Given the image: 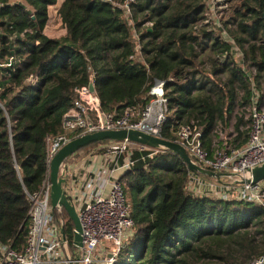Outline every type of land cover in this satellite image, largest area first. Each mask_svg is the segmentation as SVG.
Listing matches in <instances>:
<instances>
[{
  "label": "trees",
  "instance_id": "16d2710c",
  "mask_svg": "<svg viewBox=\"0 0 264 264\" xmlns=\"http://www.w3.org/2000/svg\"><path fill=\"white\" fill-rule=\"evenodd\" d=\"M112 1L0 0V60L13 59L0 69L2 245L25 251L28 195L50 179L48 140L91 77L102 109L116 114L144 108L164 81V139L176 142L181 124L196 125L212 154L217 129L236 117L232 143L249 140L247 109L264 106V0H222L221 11L220 0ZM53 8L65 27L55 37L46 33ZM110 142L80 150L102 154ZM153 151L134 144L121 176L134 233L114 264H264V208L194 194L182 158ZM55 214L72 240L74 222L64 209Z\"/></svg>",
  "mask_w": 264,
  "mask_h": 264
},
{
  "label": "built area",
  "instance_id": "2783aa9c",
  "mask_svg": "<svg viewBox=\"0 0 264 264\" xmlns=\"http://www.w3.org/2000/svg\"><path fill=\"white\" fill-rule=\"evenodd\" d=\"M12 63V58L8 62L0 60V69L8 68ZM164 85V81L156 80L144 108L128 107L119 114L104 111L97 92H92L89 85L77 88V99L64 114L61 131L48 140L49 163L78 133L81 136L100 130L126 128L162 137L169 116V99ZM248 110L246 117L250 119V131L247 144L239 147L231 141L223 147L218 145L212 154L205 147L201 128L186 124L179 126L176 142L185 147L191 159L210 170L227 173L232 179L231 183H225L224 178L221 181L208 180L191 172L188 190L197 195L247 201L264 208V181L237 182L249 179L251 169L264 163V106L255 101ZM134 144L129 140L106 144V151L100 154L105 156H100L102 160L96 155L80 168L77 164L69 165L68 159L62 164L61 176L66 177V187L63 184V188L75 206L83 228L82 247L75 245L76 229L71 240L63 219L58 221L55 210L62 212L63 209L53 208L51 181L47 178L39 192L28 195L31 209L25 251L0 244L3 256L0 264H114L129 232L134 229L121 182L123 172L134 164L131 159ZM152 149V154L159 151V148ZM111 151L116 154L108 158ZM262 262L263 259L257 264Z\"/></svg>",
  "mask_w": 264,
  "mask_h": 264
},
{
  "label": "water",
  "instance_id": "95a60500",
  "mask_svg": "<svg viewBox=\"0 0 264 264\" xmlns=\"http://www.w3.org/2000/svg\"><path fill=\"white\" fill-rule=\"evenodd\" d=\"M89 87L92 92L96 91L94 78L91 77ZM102 140L124 141L129 140L136 144H141L151 148H166L176 154H178L188 169L196 174H203L213 177L221 181L224 177H230L231 175L224 172H217L200 166L195 163L187 150L179 142L170 141L163 137L148 134L144 131L136 129H112V130H100L92 133L83 134L79 137L73 138L64 146H62L58 152L53 156L50 162V181H51V204L54 209L61 208L66 210L70 219L75 224V245L78 247L83 246V228L77 213L75 206L70 202L66 195V191L63 188V177H61L62 164L73 154L79 151L81 148L88 146L94 142ZM264 181V163L260 166H256L251 169V177L247 180H237L238 183H256ZM64 229L62 232L64 233Z\"/></svg>",
  "mask_w": 264,
  "mask_h": 264
},
{
  "label": "rangeland",
  "instance_id": "374dc122",
  "mask_svg": "<svg viewBox=\"0 0 264 264\" xmlns=\"http://www.w3.org/2000/svg\"><path fill=\"white\" fill-rule=\"evenodd\" d=\"M222 2L223 1L220 0L219 1V5H218L219 6L218 10H220V11L224 10L226 8V6L224 4H221ZM214 9H215V4L213 3V5L211 6V10L213 11ZM209 13H211V12H209ZM55 14H56V8H53L52 13H51L50 22H49V24H48V26L46 28V33L49 36H53V37L59 36V35H62V34L65 33V27L63 26L61 21H59L57 15H55ZM241 111L242 110L240 108H237L236 112H235V115H238L239 112H241ZM248 114H249V110L247 109V114L246 115H248ZM235 123H236V117L231 119L230 124L227 127H220V128L217 129V132H216V134H217V137H216L217 145L216 146L219 145V147H223L226 144H230V142L232 141V139L236 135V133H235ZM112 142H114V141L111 140L110 143H112ZM95 150H93L92 148L82 149V150H80L78 152V154L76 156H74V157L72 156L71 158H68L67 163L69 165H71L72 163L73 164H77L78 168H80V165L88 162L89 160H93L96 155H99V156H97V159L102 160L100 158V156H103V157H105V156L94 153ZM109 153L110 154L108 155V158H112L116 154V152H113V151H111ZM63 178H64L63 179V184L66 187V184H65L66 177L64 176ZM224 178H228V179H226V182H228V183L232 182V179L230 177H224ZM133 231L134 230L129 232L128 236H130L132 233H134ZM72 250H73V247H72Z\"/></svg>",
  "mask_w": 264,
  "mask_h": 264
},
{
  "label": "crops",
  "instance_id": "0c3cea01",
  "mask_svg": "<svg viewBox=\"0 0 264 264\" xmlns=\"http://www.w3.org/2000/svg\"><path fill=\"white\" fill-rule=\"evenodd\" d=\"M214 145H215V147H217L216 145H217V141H216V138H215V141H214Z\"/></svg>",
  "mask_w": 264,
  "mask_h": 264
}]
</instances>
